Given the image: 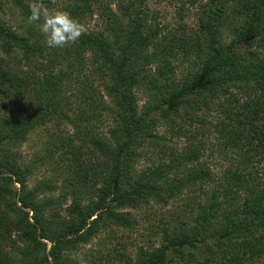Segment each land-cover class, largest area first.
Segmentation results:
<instances>
[{"label":"trees","instance_id":"1","mask_svg":"<svg viewBox=\"0 0 264 264\" xmlns=\"http://www.w3.org/2000/svg\"><path fill=\"white\" fill-rule=\"evenodd\" d=\"M148 1L43 0L96 15L76 44L49 48L31 0H0L22 20L0 16V264H264V0H167L172 24ZM153 205L168 208L155 243L77 257Z\"/></svg>","mask_w":264,"mask_h":264},{"label":"rangeland","instance_id":"2","mask_svg":"<svg viewBox=\"0 0 264 264\" xmlns=\"http://www.w3.org/2000/svg\"><path fill=\"white\" fill-rule=\"evenodd\" d=\"M179 4L180 3H170L167 0H149L148 6L156 13L158 20L162 23L166 24H172L179 20ZM50 8V7H49ZM58 3L55 5V7H52L50 9H57ZM0 16H2L8 23H10L12 26H16L17 24H20L22 22L19 15H17V12L13 10L8 5L4 6L2 8V11H0ZM96 19V15H92L91 17H87L84 21L85 25L89 27H93L96 25V22L94 21ZM181 19L183 22H186L188 24H191L193 22V9L192 7H183L181 10ZM0 56H2V53L0 52ZM96 130L97 131H103L105 128V124L103 122L97 121L96 123ZM66 130H68V127H66ZM46 130L43 127L42 129H37L36 131L30 133L27 136L26 141L20 146V151L22 155L27 159H32V157L40 151L42 142L45 140L46 137ZM209 140H206V143L208 144V147L210 146L209 141L213 144V137L211 135L208 136ZM177 143H182V138L176 139ZM211 147V146H210ZM208 151V150H207ZM206 151V152H207ZM208 153V152H207ZM146 160V159H145ZM216 170L223 168L222 162L220 160H213L212 165ZM35 179H41V178H51V174L49 172H36ZM34 178H31L28 180V185H31L34 181ZM168 208L166 207H158V206H151L147 210H139L137 211L134 216L138 219V224L135 226L134 229L131 230H123V229H113L111 234V242L107 241V236H109L107 233V230H103L99 233L98 238L93 239L89 244L84 245L79 252H77V257L81 260V262H87L88 256L87 251L90 249L95 250L96 248H104L103 246L108 245L109 243H116V241H124L126 246L129 248V251L131 249L133 250V246L136 244H146V242L155 243V237L152 235V228H151V222L152 219L155 216V221L160 219L159 217L162 214L167 213ZM104 238L105 241L102 239ZM108 243V244H107ZM91 250V251H93Z\"/></svg>","mask_w":264,"mask_h":264},{"label":"clouds","instance_id":"3","mask_svg":"<svg viewBox=\"0 0 264 264\" xmlns=\"http://www.w3.org/2000/svg\"><path fill=\"white\" fill-rule=\"evenodd\" d=\"M28 8V24H39L44 43L49 48L70 47L87 33V26L67 10L50 9L43 0H31Z\"/></svg>","mask_w":264,"mask_h":264}]
</instances>
